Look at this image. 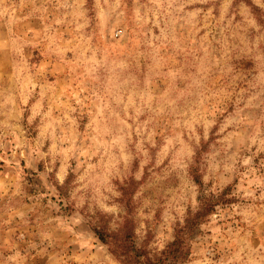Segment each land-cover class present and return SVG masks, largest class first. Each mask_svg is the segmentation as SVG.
<instances>
[{
    "label": "rangeland",
    "instance_id": "rangeland-1",
    "mask_svg": "<svg viewBox=\"0 0 264 264\" xmlns=\"http://www.w3.org/2000/svg\"><path fill=\"white\" fill-rule=\"evenodd\" d=\"M264 264V0H0V264Z\"/></svg>",
    "mask_w": 264,
    "mask_h": 264
},
{
    "label": "trees",
    "instance_id": "trees-1",
    "mask_svg": "<svg viewBox=\"0 0 264 264\" xmlns=\"http://www.w3.org/2000/svg\"><path fill=\"white\" fill-rule=\"evenodd\" d=\"M218 201L214 202V198H203L198 211L188 215L184 224L177 226L173 242L156 254L146 246H138L133 232L127 229L121 230V233L108 232L95 226L92 229L99 240L107 245L112 254L123 264H178L179 261H185L190 256V247L187 244L189 235L212 212Z\"/></svg>",
    "mask_w": 264,
    "mask_h": 264
}]
</instances>
